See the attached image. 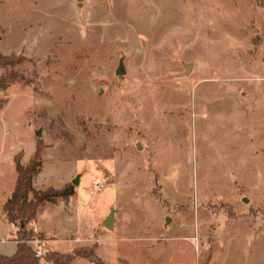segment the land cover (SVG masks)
<instances>
[{
    "label": "rangeland",
    "instance_id": "1",
    "mask_svg": "<svg viewBox=\"0 0 264 264\" xmlns=\"http://www.w3.org/2000/svg\"><path fill=\"white\" fill-rule=\"evenodd\" d=\"M0 54V183L78 189L71 264H264V0H0Z\"/></svg>",
    "mask_w": 264,
    "mask_h": 264
},
{
    "label": "trees",
    "instance_id": "2",
    "mask_svg": "<svg viewBox=\"0 0 264 264\" xmlns=\"http://www.w3.org/2000/svg\"><path fill=\"white\" fill-rule=\"evenodd\" d=\"M20 63L14 57L0 54V69L5 68L4 74H0V88H7L19 80L15 67ZM39 149H35L28 163H22L23 153L15 155L17 180L10 197L5 201L3 208L8 220L17 227L15 240L17 251L13 255L0 254V264H41L43 257L36 254L32 240L37 236L29 224L36 219L38 207L44 202H56L59 198L68 199L76 193L74 185L68 183L62 188L48 187L41 190L34 187V177L43 166ZM40 236V235H38ZM78 256H86L74 248L69 253L51 251L46 253L45 259L52 264H71Z\"/></svg>",
    "mask_w": 264,
    "mask_h": 264
},
{
    "label": "crops",
    "instance_id": "3",
    "mask_svg": "<svg viewBox=\"0 0 264 264\" xmlns=\"http://www.w3.org/2000/svg\"><path fill=\"white\" fill-rule=\"evenodd\" d=\"M34 151L35 148L31 151L26 159L22 157L23 164L28 163ZM17 153L19 152H16L15 155ZM22 153L24 154V150ZM43 167L44 165L34 177L33 182L36 189L43 190L47 188L44 187L45 185H42L43 181L41 179V172ZM14 169L16 173L13 172V177L9 184L3 185L0 183V254L8 256L15 254L17 251V241L15 240L17 227L8 220L3 208L5 201L12 194L16 184L18 173L15 164ZM66 182L67 181H65L63 185ZM78 197L79 191L77 189L76 193L71 195L67 200L59 199L56 202H44L39 205L36 219L29 224V228L33 229L37 235H40L38 236L40 239L39 244L31 242L34 247L40 246L41 250H43L45 253L51 250L66 253L65 251L59 249L60 246H62V240L70 239L71 241L78 242L77 238L74 237V231L72 229L73 216L77 213V208H74V201L75 199L78 200ZM41 264L51 263L48 261H41Z\"/></svg>",
    "mask_w": 264,
    "mask_h": 264
},
{
    "label": "water",
    "instance_id": "4",
    "mask_svg": "<svg viewBox=\"0 0 264 264\" xmlns=\"http://www.w3.org/2000/svg\"><path fill=\"white\" fill-rule=\"evenodd\" d=\"M80 6H81V3H80ZM116 73L119 74V75H122V74L125 73L123 60H120L118 68L116 70ZM36 134L38 136H41L42 135V130L38 129L36 131ZM73 183L77 185L79 183V177H76L73 180ZM115 214H116V209L115 208H111L109 215L103 221V224L105 225V227H107L110 230L114 229V224H115V220H116Z\"/></svg>",
    "mask_w": 264,
    "mask_h": 264
},
{
    "label": "built area",
    "instance_id": "5",
    "mask_svg": "<svg viewBox=\"0 0 264 264\" xmlns=\"http://www.w3.org/2000/svg\"><path fill=\"white\" fill-rule=\"evenodd\" d=\"M93 186H94L95 191H100L102 189V187L104 186V182L100 178H98V179L93 181ZM32 242H35L36 244H39L40 243V239L38 237H35L32 240ZM34 248H35L36 254L38 256H42V255L45 254V252L43 250H41L40 246H37V247H34Z\"/></svg>",
    "mask_w": 264,
    "mask_h": 264
}]
</instances>
